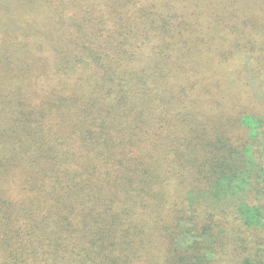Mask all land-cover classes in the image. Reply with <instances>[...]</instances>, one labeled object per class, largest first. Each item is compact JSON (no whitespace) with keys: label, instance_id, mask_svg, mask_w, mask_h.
Here are the masks:
<instances>
[{"label":"trees","instance_id":"obj_1","mask_svg":"<svg viewBox=\"0 0 264 264\" xmlns=\"http://www.w3.org/2000/svg\"><path fill=\"white\" fill-rule=\"evenodd\" d=\"M262 128L264 0H4L0 264H264Z\"/></svg>","mask_w":264,"mask_h":264},{"label":"rangeland","instance_id":"obj_2","mask_svg":"<svg viewBox=\"0 0 264 264\" xmlns=\"http://www.w3.org/2000/svg\"><path fill=\"white\" fill-rule=\"evenodd\" d=\"M3 1L4 0H0V3L3 4ZM4 18H5V16H4ZM256 146L259 148L260 151H262L264 149V128L261 129L260 134L257 136ZM187 238H189V236L183 235L179 239L178 244L179 245H185Z\"/></svg>","mask_w":264,"mask_h":264}]
</instances>
